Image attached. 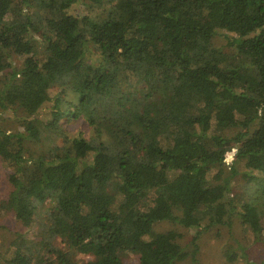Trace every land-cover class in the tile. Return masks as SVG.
I'll use <instances>...</instances> for the list:
<instances>
[{"label": "trees", "instance_id": "obj_1", "mask_svg": "<svg viewBox=\"0 0 264 264\" xmlns=\"http://www.w3.org/2000/svg\"><path fill=\"white\" fill-rule=\"evenodd\" d=\"M221 31L226 48L214 44ZM13 56L25 62L0 80V109L22 113L26 133L0 131L12 172L3 208L27 230L42 217V232L18 234L0 264H125L128 252L196 262L175 231L149 240L165 221L199 236L238 220L264 243V196L248 193L264 192V0H0V73ZM82 117L98 140L61 126ZM47 130L62 144L30 157L27 141ZM213 168L224 171L216 184ZM226 255L264 264L244 248Z\"/></svg>", "mask_w": 264, "mask_h": 264}, {"label": "rangeland", "instance_id": "obj_2", "mask_svg": "<svg viewBox=\"0 0 264 264\" xmlns=\"http://www.w3.org/2000/svg\"><path fill=\"white\" fill-rule=\"evenodd\" d=\"M108 6H106L107 8ZM76 11L74 14H79L80 16H90V17H104L107 10L104 8L98 9H89L84 5H77ZM227 32L221 31L218 33L214 39V44L218 47H225L228 44ZM39 39H44L42 34L38 35ZM37 57L40 59L44 56L43 47L38 48ZM25 62V57L13 56L11 57L4 70L0 73V80L4 79L7 75L13 73V71L20 70L23 67ZM134 82H137L134 80ZM133 86V85H132ZM141 83H136L133 89L137 88L142 89ZM60 92V89L53 88L50 90L51 97L57 96ZM73 95L69 96L68 99H73ZM137 98H141V95L137 93ZM20 114V113H19ZM15 115L13 112L3 113L0 109V131H4L8 134L15 133H26V122ZM23 115L22 113L20 114ZM39 118L48 119L49 115L46 111L40 113ZM62 128L67 131L70 139H80L85 142H91L98 140L100 138L99 133L91 127L88 121L85 118H80L72 121H61ZM238 131H233L229 133V136H234ZM106 134H103L105 138ZM62 139L57 137V135L50 130L44 132L42 139L40 141L28 140L26 147L28 149V154L30 157H38L46 152L49 148L54 145H61ZM235 152V151H233ZM233 152L227 155L226 157V166L231 167L233 161ZM243 170V169H241ZM11 170L7 164L0 157V254L9 256L7 252H15V245L18 242V234H26L29 238L40 241L41 239V229H40V220L42 217L37 220L30 229H24L22 225L17 223L14 218V215L3 208V202L9 198L11 193ZM209 179L214 183H219L224 178V171L222 169L213 168L209 174ZM240 183L243 184V179L238 177V182L236 183L237 193ZM251 191L248 192L250 196L254 199V203L259 202V200L264 196V192L261 186H254ZM258 204V203H257ZM47 204L45 205V207ZM45 208L41 209V213H44ZM231 224V223H230ZM226 225H215L208 228H204L199 236L197 230L187 229L181 225L174 224L169 221L159 222L154 227L153 235L149 237V240L153 236L159 233H164L168 231H175L181 235L179 242L186 249V251L192 253L195 251V244L198 247V253L196 254V262L193 261L191 257L187 260L179 262L178 264H243V259L238 258L235 262H230L227 259V251L230 249H235L239 251L244 248L251 256V258L261 263L264 261V243L260 240H256L253 233L243 226L238 220H234L232 224ZM152 241V240H151ZM195 241V243H194ZM58 247H63V244L58 240L56 241ZM78 259L80 261H86L89 257H81ZM123 261L125 264H140V257L137 254L128 252L123 255Z\"/></svg>", "mask_w": 264, "mask_h": 264}]
</instances>
